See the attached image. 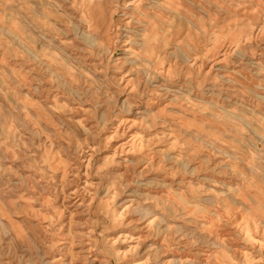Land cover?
Wrapping results in <instances>:
<instances>
[{
    "label": "rangeland",
    "instance_id": "1",
    "mask_svg": "<svg viewBox=\"0 0 264 264\" xmlns=\"http://www.w3.org/2000/svg\"><path fill=\"white\" fill-rule=\"evenodd\" d=\"M0 264H264V0H0Z\"/></svg>",
    "mask_w": 264,
    "mask_h": 264
}]
</instances>
